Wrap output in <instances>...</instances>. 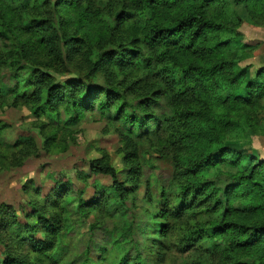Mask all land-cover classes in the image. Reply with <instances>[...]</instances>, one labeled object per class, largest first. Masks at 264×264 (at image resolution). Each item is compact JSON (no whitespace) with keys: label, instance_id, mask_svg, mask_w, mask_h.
Returning <instances> with one entry per match:
<instances>
[{"label":"trees","instance_id":"obj_1","mask_svg":"<svg viewBox=\"0 0 264 264\" xmlns=\"http://www.w3.org/2000/svg\"><path fill=\"white\" fill-rule=\"evenodd\" d=\"M93 1L7 0L13 13L22 18L20 29L33 37L32 43L16 39L0 9V45L5 48L0 56V68L6 72V77L0 80V98L19 100L29 106L43 129L49 130L41 137L43 148L49 151L54 146L66 150L68 145L62 138L64 127L78 126L89 113L120 124L126 137L121 178L107 155L92 161L90 170L94 176L112 179V186L101 193V199L122 208L119 213L128 238L122 240L121 236L113 235L110 244L92 242L103 260L92 262L87 258L85 264H164L168 254L177 248V244L166 243L167 236L177 223L189 217L194 225L189 227V236L181 240L183 251L201 244L209 248L212 256L217 255L214 257L217 264H264V221L246 224L231 218L239 211H264V161L231 149L228 139L230 134L242 135V124L233 120L231 113L245 111L247 116L246 108L257 107L264 101V71L256 79L242 83L236 63L211 67L200 64L209 63L227 48L235 47L229 36L231 30L207 18L208 8L222 0H129L132 10L121 11L110 22L104 21L105 29L100 36L105 41L115 40V35L123 30L135 29L147 14V21L141 25L150 26L145 37L147 54L140 47H125L123 43L118 47H103L102 38L92 44L84 36L68 34L61 16L62 6L80 9L85 4L89 9ZM176 8L183 11L177 18L173 12ZM31 12L37 13L31 15ZM43 12L46 17L42 16ZM80 18L84 23L82 13ZM141 39L135 36L131 44L138 45ZM38 47L45 48L44 60L38 56ZM84 49H87L86 77L60 82L58 77L70 73L71 63ZM106 66H113L120 73L143 71L145 75L135 79L125 91L135 94L143 88L156 87L150 88L151 94L140 95L135 100L136 107H160V99H167L172 114L155 116L146 111L141 116L128 111V101L120 104L114 114L106 112L105 106L111 107L113 99L122 96L118 88L127 79L121 80L117 87L107 88L92 82L93 76L109 75ZM6 130L8 127L1 125L0 168L7 171L16 147L4 141ZM162 133H167L185 151L176 162L168 186L161 190L158 211L151 214L147 223L137 224L136 208L131 205L140 202L137 193L141 187L150 186L149 181L143 180L144 168L157 170L153 158L141 152L140 146ZM80 179L87 183L89 178ZM69 190L68 186L56 183L43 200L37 191V198L27 205L30 213L23 210L25 224L13 208L7 207L12 214L8 229L30 250L25 257L5 253L2 264H70L68 240L80 224L74 222L67 210L74 202ZM150 190L144 198L149 204L154 201ZM78 207L80 218H85L99 212L102 206L80 198ZM203 217L208 219L202 220ZM157 222L158 229L150 227ZM17 226L20 230H13ZM125 242L131 247L126 248ZM109 245L115 249L108 251ZM133 251L135 258L129 255Z\"/></svg>","mask_w":264,"mask_h":264},{"label":"rangeland","instance_id":"obj_2","mask_svg":"<svg viewBox=\"0 0 264 264\" xmlns=\"http://www.w3.org/2000/svg\"><path fill=\"white\" fill-rule=\"evenodd\" d=\"M86 8L85 4L80 9L62 6L61 16L66 22L67 32L84 36L92 44H97L102 38L100 44L104 47L114 42L113 38L105 41L106 39L100 36L105 29L104 21L110 22L121 11L129 12L133 7L129 0H94L90 8ZM0 9L16 39L24 43H32L33 37L20 29L22 18L13 13L7 0H0ZM173 12L175 18L183 14L179 8L174 9ZM36 13L31 12V15ZM81 13L85 18L84 23L80 21ZM42 16L46 17L45 12ZM207 18L231 30L229 36L233 38L235 47L227 48L224 54L209 63L200 62V64L211 67L233 62L238 65L237 70L240 71L241 77L239 80L242 83L256 79L258 74L264 71V0H249L245 3H238L237 0H222L208 8ZM4 49L0 45V56L4 55ZM86 50L84 49L74 58L70 73L58 77L60 82L86 77L84 63ZM37 53L41 60L46 58L44 47H38ZM5 75L6 72L0 68V80H3ZM150 88H143L140 93L146 91L151 94ZM151 89H156V87ZM245 110L248 112L247 116L244 115L245 111L241 114L231 113L233 120L241 122L242 135L230 134L228 136L231 142L229 147L254 156L256 161H264V101L257 107ZM63 118L65 117L62 116ZM1 125L8 127V130L4 132V141L16 147L11 162L8 163L11 168L7 171L0 168V252L4 253L3 262L6 259L5 253L12 257H25L28 256L30 250L27 245L18 241L12 230L8 229L10 222L8 219L12 214L7 207L13 208L21 223L25 224L23 213L25 214L26 211L23 212V210H27L26 214L30 213L27 205L33 198H37V191L41 194L39 199L43 200L49 196L56 183L70 188L68 194L74 202L67 206V210L74 222L80 224H77V231L68 240L71 250L70 264H85L87 258H90L92 262H97L100 258L103 260L102 254L97 252V248H93L92 242L110 244L113 235L121 236L122 240L128 238L123 216L119 213L122 208L105 202V198L101 199V193L112 186V179L106 176H94L90 170L92 161L101 160L107 155L111 158L121 178V172L124 170L123 158L126 154L123 151V142L126 137L122 135L123 130L120 124L110 123L106 117L97 113H89L78 126L69 129L64 127L62 138L63 142L68 145H66L68 147L66 150L53 146L48 151L43 148L44 143L41 137L49 130L43 129L39 120L31 113L29 106L19 100L0 98V127ZM140 151L153 158L157 170L151 172L144 168L143 180L144 182L149 181L150 186L141 187L137 193V199L140 202L131 205L136 208L137 224L147 223L149 220L144 219V216L158 211H153V208L149 206L159 209L161 190L168 186L174 174L176 162L185 150L174 143L173 138L171 139L167 133H162L159 137L143 141ZM81 176L89 178L87 183L80 179ZM149 188L154 199L151 204L144 201ZM80 198L89 204L101 205L100 211L80 218L78 207ZM262 202L264 203V200ZM239 212L231 218H237L246 224L264 221V211ZM131 216L132 214L129 213L128 219L131 220ZM190 220L192 217L175 225V228L182 227L186 231V234L180 238V243L182 239L189 236V227L194 225ZM13 230L20 229L17 226ZM127 243L129 244V241ZM127 243L125 242L126 248H130L131 246ZM179 244L168 254L164 264L218 263L214 260L217 255L212 256L213 253L208 250L209 248L201 244H195L185 251H183L184 247ZM13 248L15 252L12 251ZM113 249L115 247L109 245L108 251ZM129 255L132 258L136 257L134 251Z\"/></svg>","mask_w":264,"mask_h":264},{"label":"clouds","instance_id":"obj_3","mask_svg":"<svg viewBox=\"0 0 264 264\" xmlns=\"http://www.w3.org/2000/svg\"><path fill=\"white\" fill-rule=\"evenodd\" d=\"M145 21H147V14L144 16V20L137 25V27L133 30H123L119 35L115 37L114 42L108 44L109 47H118L119 44L123 43L125 47H140L143 48L145 53H148V48L146 47L147 45V37L149 31H150V26L149 27H143L141 26ZM135 36H141V43L138 45H132L131 40ZM108 67L109 75L107 77H100L97 78L95 76L91 77V81L95 83H100L104 84L105 87H117L119 85V82L121 80H124L125 77L127 79L125 80V83L123 85H120L118 90L122 93V96L119 99H113L111 102V107L105 106L106 107V112L114 114L115 111L120 107V104L124 103L125 101L129 102V108L128 111H135L138 112L141 116L144 115L146 111L152 112L155 116H160L162 114H167L171 115L172 112L169 107V102L167 99H160V107H153L150 109H141L136 107L135 105V100L139 99L140 95H147L150 94L148 92H137L135 94L129 93L125 91V88L131 84L135 79H139L141 76L145 75L143 71H126L124 73H120L115 67L113 66H106ZM88 81H86L87 83ZM159 86V85H157ZM103 102V96H101V102ZM99 107V104L97 105ZM211 139V138H210ZM185 166H188L187 163H185ZM223 183V180L221 181V184ZM150 208H153V211H156L158 209H155L153 206H149ZM170 207H172L170 205ZM174 210V208H173ZM144 219L146 220H151V214L144 216ZM208 217H203L202 220H207ZM170 223H176L175 221L169 220ZM150 227H154L156 229L159 228V223H154L150 225ZM186 234V231L182 227H177L174 228L171 233L166 238V243L168 244H179L180 243V238ZM13 252H15V249H12ZM4 259V253L0 252V264H2Z\"/></svg>","mask_w":264,"mask_h":264}]
</instances>
